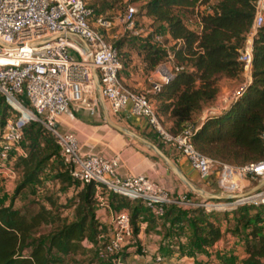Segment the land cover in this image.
<instances>
[{
    "label": "built area",
    "instance_id": "built-area-1",
    "mask_svg": "<svg viewBox=\"0 0 264 264\" xmlns=\"http://www.w3.org/2000/svg\"><path fill=\"white\" fill-rule=\"evenodd\" d=\"M119 2L123 7L117 17L119 27L129 35L139 36L141 29L135 21L137 10L134 3L130 0ZM195 14L196 8L190 18L194 19L198 32L200 25ZM187 17H184L186 27L185 23L190 21ZM263 25L264 0H257L251 26L236 58L241 66V83L236 91L204 109L200 120L219 115L250 83L252 39ZM110 26V21L94 16L92 9L86 6V0H0V44L3 45H0V97L11 115L4 122L0 138V182L16 177V171L9 165V157L25 155L20 148L22 128L35 122L54 138L69 177L80 186L93 184L96 206L109 208L106 200L109 192L141 202L148 215L138 218L136 226L139 230L145 228L147 218H162L170 205L187 204L208 210L246 204L260 207L264 213V185L246 199L223 205L200 200L195 204L184 203V197L172 198L144 174L117 176V156L104 158L97 154H81L75 135L58 129L59 119L68 115L73 106H83L91 118L99 115L94 98L93 68L107 114L117 116L127 108L130 116L144 121L160 143L180 155L198 179L206 187H213L215 193L242 194L264 180V158L231 166L204 156L193 147L191 138L196 131L193 125L185 126L177 134L170 133L161 124L147 94L159 92L161 86L183 67L176 65L173 55L167 53L165 60L146 77L148 92L130 90L119 77L122 66L118 51L102 34ZM60 35L63 37L49 41ZM80 41L86 45L87 51ZM259 138L264 149V131ZM103 238L98 237L101 245L95 248V261L91 264H124L120 254L127 245L134 243L128 211L110 213L104 241ZM151 264L168 263L161 256H155Z\"/></svg>",
    "mask_w": 264,
    "mask_h": 264
},
{
    "label": "trees",
    "instance_id": "trees-1",
    "mask_svg": "<svg viewBox=\"0 0 264 264\" xmlns=\"http://www.w3.org/2000/svg\"><path fill=\"white\" fill-rule=\"evenodd\" d=\"M136 1L139 0H130ZM256 1L146 0L139 9V15L163 27L166 40L173 44L175 64L183 67L161 86L159 92L147 94V99L155 103L153 108L161 124L162 117L169 120L168 131L172 134L179 133L189 124L193 125L196 127L191 138L193 147L202 155L231 166L264 158L259 138L264 131V25L257 29L252 39L251 80L243 93L219 115L206 116L203 120L199 119V115L214 103L221 78L240 77L241 66L236 58L251 26ZM86 6L92 9L96 17L94 9L87 3ZM195 8V17L200 25L198 32L184 25L183 11L188 10L193 14ZM152 40L153 36L149 33L140 47L142 70L147 75L167 56V50L154 45ZM120 45L121 42L113 43L118 54ZM119 60L121 63L120 55ZM0 104L3 110L9 112L1 97ZM4 122L1 117L2 130ZM149 141L163 152L160 144ZM20 148L25 155L16 157L13 162V168L20 172V181L8 205L0 207V264H56L60 262V257L83 254L85 249L92 251L94 258L84 264L93 263L95 248L101 245L98 237L103 236L104 241L108 228L95 218L97 206L93 184L80 186L69 177L54 138L38 123L29 122L22 128ZM51 167L53 178L66 188L74 191L80 186L68 203L73 208V219L68 222L62 220L46 235L31 238L34 230L41 225L54 223L58 216L35 203L26 205L22 213L12 207V199L21 190L40 184L41 174ZM106 200L112 212L128 211L132 232L136 235L139 230L136 226L138 218L148 215L141 202L112 192L106 195ZM46 201L50 208L54 206L50 198ZM128 202L134 204L130 206ZM229 202L209 203L223 205ZM177 209L176 205L168 206L160 219H168L171 225L183 221L189 225L188 245L193 253L202 252L221 239L218 225L210 221L204 212H222L236 216L235 225L249 228L243 239L245 257L241 264H264V215L255 212L249 216L248 208L239 206L208 210L197 207L186 212ZM255 209L263 212L260 207Z\"/></svg>",
    "mask_w": 264,
    "mask_h": 264
},
{
    "label": "rangeland",
    "instance_id": "rangeland-1",
    "mask_svg": "<svg viewBox=\"0 0 264 264\" xmlns=\"http://www.w3.org/2000/svg\"><path fill=\"white\" fill-rule=\"evenodd\" d=\"M146 0H139L134 3L137 14L135 21L141 29V34L139 36H132L126 32H123L122 28L119 27L117 22V17L121 13L123 7L120 4L119 0H86L87 5H90L97 16H100L103 19H106L111 22L110 29L107 32H102L103 36L110 43L121 42L119 48V55L121 59L122 69L119 73V77L123 78L129 73L135 77L138 75L139 78L144 79L145 86L149 89V83L146 82L147 73L142 70V51H141V42L142 40L149 35L148 30L151 31V35L153 36L152 43L154 45H159L162 48L167 50V53L172 55V47L173 44L166 40L163 27L159 26L156 23H153L150 19L139 15V9L142 7L143 3ZM185 12V17L191 16V11H183ZM187 17V18H188ZM189 22H186L187 26L193 31L197 30V26L194 22L193 18L189 19ZM99 30V29H98ZM156 39V40H155ZM164 61V60H163ZM162 61V62H163ZM175 62V60H174ZM122 84L127 87L124 82L121 80ZM241 83V77L235 79H226L221 78L218 82V93L225 91L227 94H230L236 91ZM128 88V87H127ZM93 97V96H92ZM151 104L154 107L155 103L151 100ZM3 117L4 120H7L11 117L9 112L3 110V105L0 104V118ZM114 118V117H113ZM165 118L162 117V124L164 125ZM114 123V122H113ZM109 132V130H107ZM3 130L0 127V135ZM109 140H113L114 137H117L115 132H109ZM137 134V133H135ZM138 136L146 139L153 140L156 144H160L158 137L149 128L141 133L137 134ZM125 141L130 144V146L146 157H151L153 159H158L151 151L143 147L140 143L128 139L125 137ZM16 156L9 157V165L13 168V162ZM14 169V168H13ZM16 171V177L13 180H4L0 182V207L7 206L12 197V192L20 181V172L18 169H14ZM196 187H202L200 183L195 185ZM80 187V186H79ZM79 187L74 191L71 188H66L64 185L60 184L58 180L53 178V168H47L40 176V184L36 186H29L28 188L21 190L14 199H12V207L17 209L23 213V208L30 204L35 203L40 206L45 207L46 209H50L51 213L55 216H58L54 223H50L48 225H41L38 229L34 230L30 235L33 237H42L46 235L55 225H57L60 221H71L73 219V208L68 205L69 201L74 197V194L78 191ZM203 190L208 193H215L213 187H204ZM181 196H184V203L191 202L193 204L198 203L199 199L195 194H186L183 193ZM50 198L53 201L54 206H51L47 203L46 199ZM129 205H133L134 202H128ZM179 211L186 212L197 208L196 206L182 204L177 206ZM239 207H247V214L249 216L254 215L255 212H258L259 215L263 216V212L261 209L256 210L255 206L252 205H241ZM57 208V209H56ZM96 208V207H95ZM200 208V207H199ZM210 221H213L215 225H218L221 231V239L216 244L215 248L204 250L205 254L203 258L193 264H241V260L244 255V247H243V239L247 233L249 228H243L241 225H235L236 216H231L227 214H223L222 212H204ZM183 216V215H182ZM181 216V217H182ZM184 216H187L184 214ZM181 219V218H180ZM154 220V219H153ZM183 220V218H182ZM152 219L148 218V222H151ZM236 230V232L234 231ZM160 232H165L166 237L170 240L168 244H171L172 250H184L183 252L187 256H191L193 251L190 249L189 237L190 230L189 225L183 221L182 223H174L170 224V221L167 222V227L161 228ZM180 239V241H178ZM167 249H165L166 251ZM123 254V253H122ZM140 254V253H138ZM161 254V253H160ZM163 255V254H161ZM160 255V256H161ZM242 256V258H241ZM162 257V256H161ZM94 258L93 252L85 249L83 254H76L74 256L69 257H60V262L56 264H84L91 259Z\"/></svg>",
    "mask_w": 264,
    "mask_h": 264
},
{
    "label": "crops",
    "instance_id": "crops-1",
    "mask_svg": "<svg viewBox=\"0 0 264 264\" xmlns=\"http://www.w3.org/2000/svg\"><path fill=\"white\" fill-rule=\"evenodd\" d=\"M187 28L190 29L188 26ZM80 45L84 48L81 41ZM120 79L134 92H148V88L144 84V79L139 78L138 75L133 77L129 73V75ZM227 93L225 91L219 93L214 102L216 103L223 100L224 97L228 95ZM94 98L99 110V115L97 117H89L83 106H73L70 108L69 114L62 116L57 124L61 132H70L75 135L80 147V153L97 154L104 158L117 156L119 158V168L116 172L117 176L124 178L127 175L144 174L151 181L165 189L174 199H181L184 197L181 196L183 193L189 194L190 192L175 178L161 161L146 157L140 152H136L130 144L125 141L124 136L113 131L105 124L99 102V95L96 92L94 93ZM103 107L105 108L104 105ZM201 117L202 113L199 115V119ZM109 118L114 124L132 131L133 133L141 134L147 128L144 121L130 116L127 108L122 110L117 116H109ZM164 125L167 128L170 126V121L166 118ZM107 130H109V132H115L117 137H114L113 140H109L110 133ZM162 150L191 184L195 186L197 183H200L205 187V184L198 179L196 173L190 169L186 161L171 147L163 145ZM203 186L200 187V189H203ZM111 212L110 208L106 209L97 206L95 208V218L99 223L109 227ZM146 221L145 228L138 230L136 235H133L134 243L127 245L121 252V254L123 253L121 255V260L124 264H151L153 258L161 254H163L161 255L163 260L168 264H193L203 258L205 254L204 250H207L208 247L204 248L202 252L192 253L191 256L185 255L184 250H172L173 246L171 245L172 243L168 244L170 240L166 237L167 234H165V232H160L161 228L167 227L168 219H154L148 222L147 218ZM178 241H180V239ZM218 242L209 246V248H215ZM165 249L167 250L165 251ZM104 264L112 263L107 262Z\"/></svg>",
    "mask_w": 264,
    "mask_h": 264
},
{
    "label": "water",
    "instance_id": "water-1",
    "mask_svg": "<svg viewBox=\"0 0 264 264\" xmlns=\"http://www.w3.org/2000/svg\"><path fill=\"white\" fill-rule=\"evenodd\" d=\"M63 37L62 35L60 36H55L50 40L56 39ZM84 49L87 51L86 45L82 42ZM1 45V44H0ZM3 46V45H1ZM90 62V60H89ZM91 74H92V79H93V85H94V91L99 95V85L97 81V77L95 74V71L93 68H91ZM99 102L101 105V111H102V116L105 124L112 129L113 131L117 132L118 134L134 140L138 143H140L143 147L151 151L159 161L175 176V178L192 194H195L198 199L201 202L208 203L210 201H239L248 198L249 196L253 195L256 193L263 185H264V180H261L258 182L256 185H254L251 189H249L247 192L242 193V194H235V195H221L218 193H208L204 191L203 189H200L198 187H195L193 184H191L186 177L179 171V169L176 167V165L167 157L163 154V152L157 148L156 145L151 143L150 141L138 136L137 134L133 133L132 131H129L125 128H122L116 124H114L111 119L109 118L105 108L103 107V103L101 101V98L99 96Z\"/></svg>",
    "mask_w": 264,
    "mask_h": 264
}]
</instances>
